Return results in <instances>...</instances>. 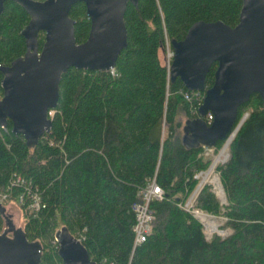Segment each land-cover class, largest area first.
<instances>
[{
	"label": "trees",
	"instance_id": "trees-1",
	"mask_svg": "<svg viewBox=\"0 0 264 264\" xmlns=\"http://www.w3.org/2000/svg\"><path fill=\"white\" fill-rule=\"evenodd\" d=\"M242 0H138L124 13L127 45L109 71L68 68L59 83V98L50 129L29 148L9 122L0 126V193L19 206L29 241L41 245L39 264H63L56 232L81 233L82 243L98 264H264V107L258 93L237 110L228 159L217 166L227 203L220 205L208 186L196 206L226 217L225 237L206 239L201 223L178 207L196 185L192 174L209 164L200 147L181 142L185 120L197 117L196 100L177 78L170 82L160 60L166 42L180 40L198 20L238 22ZM76 42L88 35L85 5L69 11ZM29 17L7 0L0 14V63L8 65L25 51L20 33ZM43 33L38 36L39 49ZM213 63L205 85L213 82ZM2 94V88L0 87ZM223 141H217L220 148ZM23 177L40 197L33 211L28 199L18 202ZM155 176L164 197L150 207L154 218L144 242L133 247L134 203L146 180ZM2 220L0 217V226ZM56 241V240H55Z\"/></svg>",
	"mask_w": 264,
	"mask_h": 264
},
{
	"label": "water",
	"instance_id": "water-1",
	"mask_svg": "<svg viewBox=\"0 0 264 264\" xmlns=\"http://www.w3.org/2000/svg\"><path fill=\"white\" fill-rule=\"evenodd\" d=\"M5 1L0 0V14ZM11 1L20 5L29 19L20 31L25 39L24 53L8 65L0 63V126L10 122L11 132L22 135L32 148L51 127L47 110L57 106L61 75L68 68H114L127 45L126 6H136L138 0ZM76 2L84 3L89 19L88 35L82 42H76L75 20L69 15ZM40 32L43 42L39 49ZM170 45V82L178 78L186 89L204 92L199 116L185 120L183 125L184 147L214 146L225 141L234 129L238 107L252 93H258L264 107V0H242L234 26L222 20L195 21L182 39H172ZM213 63V82L207 87L205 77ZM207 112L213 115L210 124L203 119ZM5 213L6 207L0 202V215ZM8 225L11 235L0 232V264H39L40 243L29 241L11 220ZM55 240L63 264H98L67 229H59Z\"/></svg>",
	"mask_w": 264,
	"mask_h": 264
},
{
	"label": "built area",
	"instance_id": "built-area-1",
	"mask_svg": "<svg viewBox=\"0 0 264 264\" xmlns=\"http://www.w3.org/2000/svg\"><path fill=\"white\" fill-rule=\"evenodd\" d=\"M165 47L166 48L164 49V53H165L164 56H165L166 63H164V65L169 71L170 62L173 58V50L170 47V44L168 42H166ZM109 72L111 75L116 74L114 68H110ZM183 97L186 100H192V99L196 100V106L193 112H196L198 116V108L202 103L204 92L200 90L185 91L183 92ZM0 98H1V93H0ZM54 109H48L47 116L49 119L53 117L55 113ZM203 118L206 121V123L209 124L213 119V115L212 113L207 112ZM1 127L5 129V126H1ZM235 130L232 132V134L227 139L225 144L221 146L219 149H217L215 146H206V145L201 146L200 151L197 156L200 157L202 160H209V164L206 167L199 169L198 171H195L192 174V179L197 181L195 187L188 194V196L183 202L177 203L178 207L190 212L201 223L202 232L206 239H210L214 235L222 234L221 231L218 229L219 225L216 222L215 217L216 218L219 217L222 220H226V218L223 214L215 215V214H212L208 211H205L197 207L196 199L201 189L204 186H208L210 191L214 193V195L219 200L220 205H224L227 203L226 198H225V193L222 188L217 166L224 163L227 160L228 144L231 138L233 137V135L235 134ZM12 187L20 188V194L18 196L19 203H23L25 199H28L29 201L28 207H30L34 212L39 209L40 207L39 194L37 193L36 190H32L29 187L28 182L23 177L18 175L15 178L11 179L9 181V185L7 186V190H10ZM8 193H9L8 191L0 193L1 203L4 204L7 202ZM138 195H139L140 200L134 203L132 206V209L135 215V222L133 225V232H134L133 247L144 242L146 238L148 237V235L150 234L151 223L154 218L153 210L150 207V204L154 200L163 199L164 190L156 182L155 176H153L146 180L145 184L139 189ZM210 222L214 223L213 230H209L207 228V224ZM74 236L79 241H82L83 239V236L81 235V233H78V234L76 233ZM223 236L224 235H222L221 237ZM52 243L58 246V243L55 240H53Z\"/></svg>",
	"mask_w": 264,
	"mask_h": 264
},
{
	"label": "rangeland",
	"instance_id": "rangeland-1",
	"mask_svg": "<svg viewBox=\"0 0 264 264\" xmlns=\"http://www.w3.org/2000/svg\"><path fill=\"white\" fill-rule=\"evenodd\" d=\"M166 48V47H165ZM166 51V50H165ZM164 51H161L159 53V57H160V60L162 61V63H166V60H165V56H164ZM4 206L6 207V212H9L11 213V219L13 221V223L16 225V226H21L23 224V221H24V217L21 213V211L19 210V206L16 205V204H13V203H6L4 204ZM226 218V217H225ZM216 222L218 223V229L221 231L222 234H220L219 236H222L224 235L223 237L229 235L231 232V229L229 227H226L224 226V222L225 220H222L220 219L219 217L216 218ZM224 221V222H223ZM214 225V224H213ZM230 232V233H229ZM225 233V234H224Z\"/></svg>",
	"mask_w": 264,
	"mask_h": 264
},
{
	"label": "flooded vegetation",
	"instance_id": "flooded-vegetation-1",
	"mask_svg": "<svg viewBox=\"0 0 264 264\" xmlns=\"http://www.w3.org/2000/svg\"><path fill=\"white\" fill-rule=\"evenodd\" d=\"M7 1V0H6ZM39 36V35H38ZM1 217V220H2V223H1V226H0V232L4 231L6 234L8 235H11L12 234V231H10V228H9V225H8V221L11 220V213L9 212H6L5 215H0ZM12 226L14 228H17L19 226H16L13 221H12Z\"/></svg>",
	"mask_w": 264,
	"mask_h": 264
},
{
	"label": "bare ground",
	"instance_id": "bare-ground-1",
	"mask_svg": "<svg viewBox=\"0 0 264 264\" xmlns=\"http://www.w3.org/2000/svg\"><path fill=\"white\" fill-rule=\"evenodd\" d=\"M196 113V112H195ZM197 116V115H196ZM198 171V170H197ZM197 182V181H196ZM179 202V201H178ZM214 223H208L207 224V228L209 229V230H213L214 229V225H213Z\"/></svg>",
	"mask_w": 264,
	"mask_h": 264
}]
</instances>
